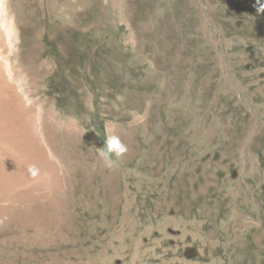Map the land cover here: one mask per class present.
I'll return each instance as SVG.
<instances>
[{"label":"rangeland","instance_id":"374dc122","mask_svg":"<svg viewBox=\"0 0 264 264\" xmlns=\"http://www.w3.org/2000/svg\"><path fill=\"white\" fill-rule=\"evenodd\" d=\"M44 2L81 41L74 101L35 87L68 186L0 223V264H264V0Z\"/></svg>","mask_w":264,"mask_h":264},{"label":"bare ground","instance_id":"6f19581e","mask_svg":"<svg viewBox=\"0 0 264 264\" xmlns=\"http://www.w3.org/2000/svg\"><path fill=\"white\" fill-rule=\"evenodd\" d=\"M45 12L44 0H0V223L16 209L39 204L60 208L68 186L56 136L61 125L54 112H46L35 87L46 84L56 93L64 82L74 83L66 97L74 101L76 65L71 80L64 67L70 54H80L81 41L71 40L67 30L57 32ZM56 100L63 99L57 94Z\"/></svg>","mask_w":264,"mask_h":264},{"label":"clouds","instance_id":"9594fccd","mask_svg":"<svg viewBox=\"0 0 264 264\" xmlns=\"http://www.w3.org/2000/svg\"><path fill=\"white\" fill-rule=\"evenodd\" d=\"M258 11H264V8H258ZM127 152V145L123 143L121 138L118 135H108L103 147V150L98 152L101 160L104 165L108 168H112L113 162L111 157L114 155L116 157H122ZM33 176L36 175V172L29 169Z\"/></svg>","mask_w":264,"mask_h":264}]
</instances>
